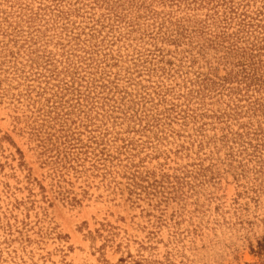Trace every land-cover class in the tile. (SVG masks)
I'll list each match as a JSON object with an SVG mask.
<instances>
[{
  "label": "rangeland",
  "instance_id": "374dc122",
  "mask_svg": "<svg viewBox=\"0 0 264 264\" xmlns=\"http://www.w3.org/2000/svg\"><path fill=\"white\" fill-rule=\"evenodd\" d=\"M0 264H264V0H0Z\"/></svg>",
  "mask_w": 264,
  "mask_h": 264
}]
</instances>
